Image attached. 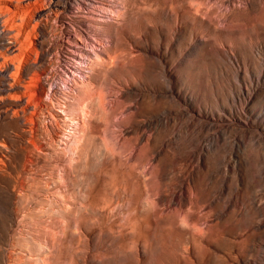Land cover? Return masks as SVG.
<instances>
[{
  "label": "rangeland",
  "instance_id": "1",
  "mask_svg": "<svg viewBox=\"0 0 264 264\" xmlns=\"http://www.w3.org/2000/svg\"><path fill=\"white\" fill-rule=\"evenodd\" d=\"M54 1L0 0V264H264V0H120L65 111Z\"/></svg>",
  "mask_w": 264,
  "mask_h": 264
},
{
  "label": "built area",
  "instance_id": "2",
  "mask_svg": "<svg viewBox=\"0 0 264 264\" xmlns=\"http://www.w3.org/2000/svg\"><path fill=\"white\" fill-rule=\"evenodd\" d=\"M121 5L120 0L54 1V10L49 13L52 16L48 31L50 43L45 48L49 60L44 69L50 72L44 77L47 101L57 102L63 111L72 103L78 87L89 78L85 69H92L94 57L100 51L101 43L94 24L117 18ZM49 16L46 21H49ZM5 28L1 21L0 33ZM9 43L13 45L11 50H20L17 44Z\"/></svg>",
  "mask_w": 264,
  "mask_h": 264
},
{
  "label": "bare ground",
  "instance_id": "3",
  "mask_svg": "<svg viewBox=\"0 0 264 264\" xmlns=\"http://www.w3.org/2000/svg\"><path fill=\"white\" fill-rule=\"evenodd\" d=\"M12 51V50H11ZM12 85V84H11ZM10 87V86H9ZM11 90H13L12 88H11ZM15 99H17V98H15Z\"/></svg>",
  "mask_w": 264,
  "mask_h": 264
}]
</instances>
